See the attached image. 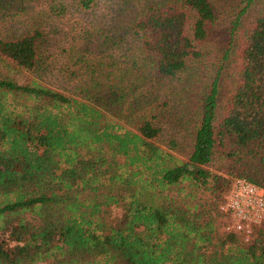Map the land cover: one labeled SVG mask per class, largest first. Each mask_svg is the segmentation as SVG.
Returning <instances> with one entry per match:
<instances>
[{
  "label": "trees",
  "instance_id": "1",
  "mask_svg": "<svg viewBox=\"0 0 264 264\" xmlns=\"http://www.w3.org/2000/svg\"><path fill=\"white\" fill-rule=\"evenodd\" d=\"M19 1L0 0V16L15 26L0 35V264H264V220L245 239L222 230L220 209L236 178L264 188V12L234 45L253 0L215 54L186 158L173 141L159 142L150 92H137V79L124 80L113 66L128 77L181 78L208 55L217 0H141L134 18L110 24L109 33L82 31L76 21L72 94L35 74L50 71L48 16L64 17L68 6L36 10ZM97 4L72 0L78 14ZM128 35L137 54L103 61ZM95 42L100 52L92 55ZM230 55L234 82L220 113ZM28 72L34 76L22 83L13 75Z\"/></svg>",
  "mask_w": 264,
  "mask_h": 264
},
{
  "label": "rangeland",
  "instance_id": "2",
  "mask_svg": "<svg viewBox=\"0 0 264 264\" xmlns=\"http://www.w3.org/2000/svg\"><path fill=\"white\" fill-rule=\"evenodd\" d=\"M217 1L220 4L221 12L219 20L210 29V41L206 48L208 55L203 61H198L196 64L191 63L189 67H193L187 69L181 78L174 80H154L144 76L146 72L137 78L128 77L123 72L125 69L113 66L115 73L122 76L124 80L137 79V83L140 86H136L137 92H150L148 98L154 102L152 112L156 115L155 121L161 128L159 142L162 145L168 146L169 142L173 141L174 145H176L175 152L183 158H186L191 151L193 133L205 94V88L213 76L211 70L216 68V63L218 62V57L215 54L219 53L223 47L228 45L232 22L247 2V0ZM139 3H141V0H127V3L123 2V0H98V4L91 12L78 14L75 11L74 5H72V0H20L17 3L18 5H30L36 10H48L50 5L58 9H60V4L68 6L64 17L48 16V21H50L52 27L47 30L51 35L50 39L45 43V47L48 50L44 51V54L48 57L46 65H50V71L40 69L38 71L39 75L36 72L35 74L39 80L66 94H72L74 92L73 87L78 84H73L76 81L74 79L77 75L71 79V74L68 72V69L75 70L78 63L72 62V59H77L76 53H78L77 45L79 43L72 38L73 32L77 29L76 21L84 23L82 31L84 29L90 32L95 31L98 26L99 30L106 29L109 33L110 24L123 26L128 23L129 19H133V16L137 13L136 10L138 9ZM13 11L14 9H9L10 14H13ZM263 12L264 0H253L252 4L242 14L234 31V45L236 49L239 44H242L245 31L250 28L254 22V18ZM20 17H23L22 14H20ZM20 17L17 16L11 19H20ZM9 18L8 16L6 18L0 16V35L11 33L15 30V26L13 22H10ZM69 28L71 32L65 34ZM62 36L63 39L61 38ZM119 37H124L123 33H120ZM122 39L124 40L119 39L115 45L107 50L110 57L108 59L104 57L103 61L107 60V63H114L115 60L121 61L130 54L134 56L137 54V43L133 42L129 35ZM80 43L83 42L81 41ZM90 47L91 50H94L92 55L100 52L96 42L95 44H90ZM92 55H90L91 58L94 57ZM232 59L233 57L230 55L228 58V66L221 73L218 99V111L220 113H223L226 107L229 89L234 82ZM194 67H198V69L196 70ZM13 75L21 83L28 81L31 75L34 76L31 72L21 73L19 75L14 73ZM151 80L153 81L150 82ZM141 81L145 83L143 90H140L142 86L140 84ZM80 82L82 83V77ZM205 197H208L207 193L203 196V198ZM117 212L119 213V208L113 207L112 213L115 215Z\"/></svg>",
  "mask_w": 264,
  "mask_h": 264
},
{
  "label": "built area",
  "instance_id": "3",
  "mask_svg": "<svg viewBox=\"0 0 264 264\" xmlns=\"http://www.w3.org/2000/svg\"><path fill=\"white\" fill-rule=\"evenodd\" d=\"M220 209L226 214L223 230L240 233L248 239L253 225L264 220V188L245 178H236Z\"/></svg>",
  "mask_w": 264,
  "mask_h": 264
}]
</instances>
